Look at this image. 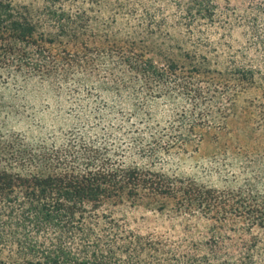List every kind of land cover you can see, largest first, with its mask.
I'll list each match as a JSON object with an SVG mask.
<instances>
[{"label":"trees","instance_id":"trees-1","mask_svg":"<svg viewBox=\"0 0 264 264\" xmlns=\"http://www.w3.org/2000/svg\"><path fill=\"white\" fill-rule=\"evenodd\" d=\"M164 1L0 0V264H264V192L157 168L208 139L264 135V0L231 55L211 41L222 21L212 0ZM30 81L81 92L78 128L7 129L4 95ZM123 207L182 235L139 233Z\"/></svg>","mask_w":264,"mask_h":264},{"label":"rangeland","instance_id":"rangeland-1","mask_svg":"<svg viewBox=\"0 0 264 264\" xmlns=\"http://www.w3.org/2000/svg\"><path fill=\"white\" fill-rule=\"evenodd\" d=\"M36 1L40 0H14L16 3ZM152 1L156 9L166 8L164 0ZM212 1L222 15L219 29L212 28L209 33L211 41L222 45L216 52L231 55L236 51H245L252 36V28L244 20H248V13L253 18L251 13L255 0ZM256 18V26L259 34H262L264 13L256 15ZM175 39L181 41L180 38ZM78 100L82 101L81 92L71 95L66 91L49 89L35 81L20 83L15 88L10 87L4 95V106L12 112L5 119L4 125L12 131L26 133L31 138L66 134L69 129L78 128L75 118L81 104ZM170 107L171 104L161 102L158 111L161 115H167L171 111ZM228 138L221 139L220 147L208 139L200 144L197 152L169 157L158 164L157 168L217 188L240 187L249 181L254 189L264 192V135L257 141L247 139L244 143ZM116 215L139 233L182 235L176 222H170L167 217L151 211L123 207L117 210Z\"/></svg>","mask_w":264,"mask_h":264}]
</instances>
